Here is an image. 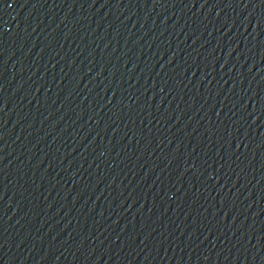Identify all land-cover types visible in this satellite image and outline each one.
<instances>
[{"label": "water", "instance_id": "1", "mask_svg": "<svg viewBox=\"0 0 264 264\" xmlns=\"http://www.w3.org/2000/svg\"><path fill=\"white\" fill-rule=\"evenodd\" d=\"M0 264H264V2L0 0Z\"/></svg>", "mask_w": 264, "mask_h": 264}, {"label": "snow or ice", "instance_id": "2", "mask_svg": "<svg viewBox=\"0 0 264 264\" xmlns=\"http://www.w3.org/2000/svg\"><path fill=\"white\" fill-rule=\"evenodd\" d=\"M262 2H264V0H262Z\"/></svg>", "mask_w": 264, "mask_h": 264}]
</instances>
